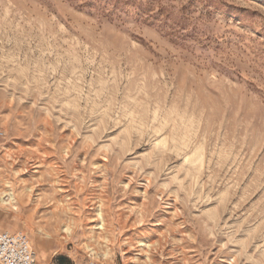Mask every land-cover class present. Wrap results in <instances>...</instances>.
Here are the masks:
<instances>
[{
    "label": "rangeland",
    "instance_id": "374dc122",
    "mask_svg": "<svg viewBox=\"0 0 264 264\" xmlns=\"http://www.w3.org/2000/svg\"><path fill=\"white\" fill-rule=\"evenodd\" d=\"M0 230L264 264V0H0Z\"/></svg>",
    "mask_w": 264,
    "mask_h": 264
},
{
    "label": "built area",
    "instance_id": "2783aa9c",
    "mask_svg": "<svg viewBox=\"0 0 264 264\" xmlns=\"http://www.w3.org/2000/svg\"><path fill=\"white\" fill-rule=\"evenodd\" d=\"M0 264H38V253L22 233L0 230ZM80 264H103L90 259Z\"/></svg>",
    "mask_w": 264,
    "mask_h": 264
},
{
    "label": "bare ground",
    "instance_id": "6f19581e",
    "mask_svg": "<svg viewBox=\"0 0 264 264\" xmlns=\"http://www.w3.org/2000/svg\"><path fill=\"white\" fill-rule=\"evenodd\" d=\"M10 197L8 196L7 200L6 201H9ZM4 203V202H3ZM11 205V204H9ZM71 230L70 229H67V232H70ZM41 235L42 237L45 239V240H52V236H50L49 234L47 233H44V232H41Z\"/></svg>",
    "mask_w": 264,
    "mask_h": 264
}]
</instances>
